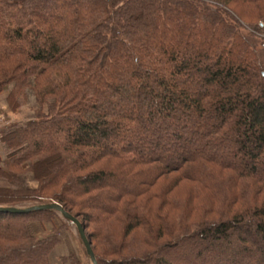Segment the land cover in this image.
<instances>
[{
  "label": "trees",
  "instance_id": "16d2710c",
  "mask_svg": "<svg viewBox=\"0 0 264 264\" xmlns=\"http://www.w3.org/2000/svg\"><path fill=\"white\" fill-rule=\"evenodd\" d=\"M8 89L0 206L97 264H264V0H0ZM58 213L0 212V264H50Z\"/></svg>",
  "mask_w": 264,
  "mask_h": 264
},
{
  "label": "rangeland",
  "instance_id": "374dc122",
  "mask_svg": "<svg viewBox=\"0 0 264 264\" xmlns=\"http://www.w3.org/2000/svg\"><path fill=\"white\" fill-rule=\"evenodd\" d=\"M9 92L5 90L0 93V96L6 97ZM5 101V98H3ZM0 105V114L1 125L0 132L5 131L6 126L11 125H25L29 120L34 118L35 111V101L33 98L32 90H26V101L24 105L17 108L15 111L10 110L6 102V107H1ZM7 149L2 144L0 145V160L5 156ZM1 163V161H0ZM24 184L30 187H36L37 183L31 179L30 175L27 173L23 176ZM180 190V189H177ZM180 192V191H178ZM179 195V194H178ZM180 197L182 194L179 195ZM57 230V236L59 238V243L52 249L49 255L50 264H68L62 263V257L67 256L68 254H74L82 262L88 261L85 257L83 246L78 238L77 231L74 225H68L64 222L62 215L59 213L52 219L50 222H40L37 220H32L27 223V231L34 236H44L45 234H51L53 231ZM92 264V263H90Z\"/></svg>",
  "mask_w": 264,
  "mask_h": 264
},
{
  "label": "water",
  "instance_id": "95a60500",
  "mask_svg": "<svg viewBox=\"0 0 264 264\" xmlns=\"http://www.w3.org/2000/svg\"><path fill=\"white\" fill-rule=\"evenodd\" d=\"M44 209H54L58 211L65 219L69 220L72 222L76 228L77 234L82 241L86 253L89 256L90 261L92 264H97L94 252L92 250L90 241L88 240L86 233H85V228L82 225V223L73 215L70 213L66 212L61 205L58 203H49V204H38V205H33L27 208H17V207H4L0 206V212H8V213H26L29 211H35V210H44Z\"/></svg>",
  "mask_w": 264,
  "mask_h": 264
},
{
  "label": "crops",
  "instance_id": "0c3cea01",
  "mask_svg": "<svg viewBox=\"0 0 264 264\" xmlns=\"http://www.w3.org/2000/svg\"><path fill=\"white\" fill-rule=\"evenodd\" d=\"M3 98H5L6 101V97L4 96H0V105H2L1 107H6V102L3 101ZM1 145V144H0ZM7 152V151H6ZM33 180V179H32Z\"/></svg>",
  "mask_w": 264,
  "mask_h": 264
},
{
  "label": "built area",
  "instance_id": "2783aa9c",
  "mask_svg": "<svg viewBox=\"0 0 264 264\" xmlns=\"http://www.w3.org/2000/svg\"><path fill=\"white\" fill-rule=\"evenodd\" d=\"M1 118H2V115L0 114V125H1ZM0 127H2V126H0ZM1 129V128H0Z\"/></svg>",
  "mask_w": 264,
  "mask_h": 264
}]
</instances>
